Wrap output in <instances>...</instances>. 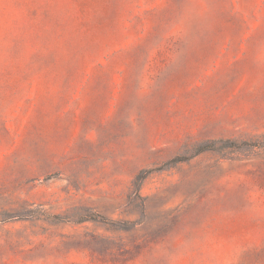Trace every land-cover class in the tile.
<instances>
[{"label": "rangeland", "instance_id": "rangeland-1", "mask_svg": "<svg viewBox=\"0 0 264 264\" xmlns=\"http://www.w3.org/2000/svg\"><path fill=\"white\" fill-rule=\"evenodd\" d=\"M0 264H264V0H0Z\"/></svg>", "mask_w": 264, "mask_h": 264}]
</instances>
